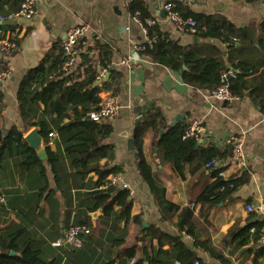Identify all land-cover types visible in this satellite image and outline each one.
I'll return each mask as SVG.
<instances>
[{
  "label": "crops",
  "instance_id": "crops-1",
  "mask_svg": "<svg viewBox=\"0 0 264 264\" xmlns=\"http://www.w3.org/2000/svg\"><path fill=\"white\" fill-rule=\"evenodd\" d=\"M139 1L171 40L201 52L215 46L228 68V46L179 32L168 22L164 4L173 2L187 17L220 15L237 28L257 27L264 22V0ZM34 11L29 18L15 16V11H11L0 20V35L18 37L16 52L0 54L7 64L5 70L9 71L0 86L3 93L0 134L6 136L13 128L23 129L16 91L25 71L36 66L54 43L62 45L67 29L86 25L81 49L93 39L106 43L112 51L111 71L118 72L111 80V71L104 70L100 79L110 83L100 91L101 101L115 98L121 105L118 115L107 120L112 126L106 139L113 146L112 157L100 163L121 168L116 174L128 186L130 215L138 216L139 221L118 220L115 213L118 207L107 216L101 208L88 210L86 193L92 190L96 174L78 178L62 146L58 149L56 173L46 159L42 160L45 179L38 165L26 164L25 158L12 148L0 154V194L5 198V204H0V232L23 227L25 238L41 249L42 258L55 264H193L195 260L200 264H264V251H260L264 243L259 241L254 246L250 238L242 243L239 232L253 222L264 223V113L253 104L248 91L232 102L210 99L208 91L186 84L180 72L139 55L134 46L142 43L145 35L130 15L125 0H35ZM134 54L139 58L130 67L123 65L122 60ZM148 112L159 114L158 130L145 132L143 156L151 167L152 178L165 187L168 199L193 212V235L178 228V215L161 219L154 197L137 169L135 148H131L128 140H133L135 121ZM191 120L199 121L204 128L197 146L212 145L224 154L227 151V155L217 158L225 176L242 168L248 174L245 184L214 205L195 203L198 194L211 182L207 166L203 171L191 173L185 163L179 171L163 159L156 145L168 127L186 125ZM31 129L25 130L23 136ZM232 136L243 138L244 167L232 163L228 142ZM54 138L56 135L52 133L48 141L52 150ZM46 145L43 140L45 150ZM57 176L63 178L62 182H57ZM45 185L47 189L40 194L39 189ZM248 204L253 206L252 211L246 209ZM72 222L90 230L82 238L81 247L71 250L53 246ZM251 233L250 229L248 235Z\"/></svg>",
  "mask_w": 264,
  "mask_h": 264
},
{
  "label": "trees",
  "instance_id": "trees-1",
  "mask_svg": "<svg viewBox=\"0 0 264 264\" xmlns=\"http://www.w3.org/2000/svg\"><path fill=\"white\" fill-rule=\"evenodd\" d=\"M245 1L250 3L258 0ZM22 2L23 0H0V13L3 16L11 11L17 12ZM127 8L132 17H138L141 21L152 18L147 15L145 5L139 0H130ZM176 8L182 12L177 5ZM181 14L187 17V14ZM190 16L195 23V32L192 35L217 40L228 46L226 61L233 69V75L223 77V73L230 68L226 66L221 52L215 46L210 45L208 52L182 47L156 24H144L147 36L152 42L149 45L143 44L144 47L137 51L138 54L180 72L182 80L194 88L209 92L221 84H226L237 97L245 95L248 91L253 104L264 113V22L259 23L257 27L249 25L243 29L235 27L220 15ZM254 28L258 30L257 33ZM15 40L18 42L17 35ZM111 54L109 45L93 39L85 49L80 50L74 67L65 72L61 70V65L66 55L62 45L54 43L39 63L26 70L19 80L16 102L23 129L13 128L6 136L0 134V154L4 149L14 148L16 154L25 158L26 164L38 165L40 175L45 179L46 169L43 161L23 139L25 130L37 127L47 144L46 163L53 170L60 158L58 149L62 146L73 173L78 178L82 180L90 173L96 174L97 179L91 187L92 190L86 193L88 210L101 208L107 216L118 207L115 212L118 220H131L136 223L139 217L130 215L132 201L129 190L118 186L103 187L110 175L121 170L120 167L100 163L102 159L112 157L113 146L106 142L112 126L107 120L95 121L90 117V113L101 103L100 91L110 85L109 80L101 81L98 76L104 70L111 71ZM5 69L7 64L0 57V71ZM117 73L111 71V80ZM2 101L3 93L0 89V116ZM158 120L157 112H148L134 123L132 137L137 169L154 197L161 219L167 220L178 215V228L193 235V212L188 207L168 199L165 187L152 178L151 167L143 156L145 132L149 129L157 131ZM184 127L185 125L180 124L168 127L156 141L163 159L171 163L173 168L180 171L187 163L191 173H195L203 171L210 161L227 155V151L224 154L212 145L197 146V140L183 138ZM49 133L56 135L53 139L55 150L48 144ZM206 168L209 170L211 182L198 194L195 203L214 205L224 201L247 182L248 174L243 168L230 176L224 175L222 167ZM54 172L56 173V169ZM56 178L57 182H62L63 178ZM46 187L47 185L40 188L39 193L42 194ZM0 204L3 206L5 202ZM262 225L261 222H253L240 230L242 243H247L250 238L254 246L258 245ZM251 228L252 233L248 235ZM25 234L26 230L21 226L0 232V264H55L44 260L41 249L26 239ZM10 251L16 252V255H10ZM260 251H264V244L260 245Z\"/></svg>",
  "mask_w": 264,
  "mask_h": 264
},
{
  "label": "built area",
  "instance_id": "built-area-1",
  "mask_svg": "<svg viewBox=\"0 0 264 264\" xmlns=\"http://www.w3.org/2000/svg\"><path fill=\"white\" fill-rule=\"evenodd\" d=\"M128 3L130 0H125ZM34 4L35 0H23L19 10L14 13L15 16H21L29 18L34 14ZM166 18L174 28H176L179 32L193 34L195 32V23L192 18L184 17L179 10L176 8V5L169 1L166 2L163 6ZM134 21L140 26L145 35V39L142 43H139L134 46L136 52L143 48V44H150L152 39L147 36L146 28L144 24L153 25L156 23L155 19L147 18L144 21H141L138 17H133ZM0 20H2V14L0 13ZM1 32V29H0ZM87 32V26L84 24L73 26L67 29L65 33V37L62 41V48L66 55V59L61 65L62 71H70L75 62L77 61L78 53L81 49V41L84 38ZM18 50V42L15 40L14 34H8L3 37H0V54L3 55H11ZM138 53V52H137ZM136 53V54H137ZM129 55L124 60H122L123 65L130 67L133 61L137 60L138 55ZM102 74H99L98 79L102 78ZM228 75H233V71H226L223 73V77ZM9 71L3 70L0 71V83L8 78ZM208 98L214 99L220 102H232L237 96L233 95L229 90L226 84H221L217 88L208 92ZM121 109V105L115 98H110L101 101L98 108L90 113V117L95 121H103L114 118L118 115ZM204 133L203 125L197 120L189 121L183 130V138H193L198 140ZM52 133H49L51 136ZM228 142L231 144V160L234 165L237 167L245 166V156H244V147H243V138L232 136ZM219 161L217 159L210 161L206 166L219 168ZM107 186H118L121 188H127L126 183L122 182L121 176L118 174L110 175L108 181L103 185V187ZM5 198L0 194V203H4ZM246 209L248 211L253 210V206L248 204ZM253 228H251V231ZM90 234V230L85 225H81L79 223H71L67 226L62 233V237L65 242L71 245L74 249H78L82 245V238ZM60 239L55 240L52 245L53 246H63V242ZM259 241L264 243V223L261 228ZM193 264H200L198 260H195Z\"/></svg>",
  "mask_w": 264,
  "mask_h": 264
},
{
  "label": "water",
  "instance_id": "water-1",
  "mask_svg": "<svg viewBox=\"0 0 264 264\" xmlns=\"http://www.w3.org/2000/svg\"><path fill=\"white\" fill-rule=\"evenodd\" d=\"M183 69H185V68L183 67ZM106 76H107V74H106ZM1 85L2 84L0 83V86ZM172 125H174V124H172ZM160 133H162V131H160ZM23 139L26 141L28 146L36 152L37 156L41 160L46 159L47 154H46L45 147L43 146V138L39 134V129L37 127H34L29 132H27L23 136ZM128 143L131 145V148L134 149L133 140L131 138L128 140ZM61 241L63 242V246H65L66 248H69L71 250L74 249L71 245H69L67 242H65L63 238H61ZM10 255H16V252L10 251Z\"/></svg>",
  "mask_w": 264,
  "mask_h": 264
}]
</instances>
